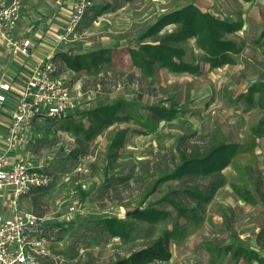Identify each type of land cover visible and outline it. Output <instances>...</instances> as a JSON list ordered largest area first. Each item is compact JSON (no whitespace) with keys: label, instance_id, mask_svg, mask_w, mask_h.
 <instances>
[{"label":"rangeland","instance_id":"1","mask_svg":"<svg viewBox=\"0 0 264 264\" xmlns=\"http://www.w3.org/2000/svg\"><path fill=\"white\" fill-rule=\"evenodd\" d=\"M190 1L218 17L241 22L238 31L227 35L240 46V51L233 56L234 62L218 68L206 66L199 74L172 73L157 67L151 77H145L132 71L125 46L163 12ZM90 2L89 8L115 0ZM117 3L121 5L116 11L96 16L92 8L87 10L63 40L66 48L67 43L73 42L74 47L83 48H110L115 41L119 45L112 53L115 71L91 76L63 70L61 76L72 89L76 106L73 116L82 118L89 107L85 105L87 101L92 105L121 98L150 105L163 104L167 95H174L175 103L185 109L184 114L156 121L149 113L144 121L151 128L144 132L137 130L142 127L134 120L115 122L84 145L71 131L60 126L59 119L45 117L43 123H33L28 159L52 176L43 194L36 199L28 194L21 197V209L43 218L53 233L48 243L51 248L39 258L40 264H110L147 245L170 225L169 220L149 224L146 220L130 218L136 231L130 240H124L108 236L106 230L96 226L95 217L121 219L127 216V210L161 206L159 199L165 192L186 185L208 191L215 178L222 185L201 206L199 220L186 223L183 237L171 243L170 258L144 264H209L205 246L231 242L256 245L259 254L264 256V246L255 238L264 227V135H258L255 129L264 119V107L257 101V93L251 105L238 98L246 92L249 83L264 84L263 47L255 42L264 28V0H117ZM173 28L174 24L165 27L166 30ZM184 45L186 56L196 61L200 51L194 38ZM5 46L0 44L1 76L10 56ZM46 121L54 122L48 125ZM121 128H127L124 143L116 149V156L108 165L111 139ZM182 134L191 135L189 141L193 148L205 149L225 141L237 143L239 149L220 174L169 181L143 198L157 172L165 168L163 160L170 163L171 153ZM130 171L134 179L130 184L117 183L115 190L113 186L107 189L102 185L105 176ZM62 221L68 222L67 227L58 233L56 224ZM211 264L259 263H231L224 257Z\"/></svg>","mask_w":264,"mask_h":264},{"label":"trees","instance_id":"2","mask_svg":"<svg viewBox=\"0 0 264 264\" xmlns=\"http://www.w3.org/2000/svg\"><path fill=\"white\" fill-rule=\"evenodd\" d=\"M118 5L117 0L114 3L101 2L91 5L93 16L113 11ZM168 24H174L175 28L166 30L165 27ZM240 27L241 22L218 17L190 1L163 12L139 33L132 43L127 44L125 49L130 57L132 71L142 76L151 77L157 67L165 68L172 73L199 74L206 66L218 68L234 62L233 56L240 51V46L227 35L238 31ZM192 37L200 51V56L196 61L186 56L187 48L184 45ZM255 42L263 47L262 54L264 55V28ZM117 43L115 41L110 48L104 46L83 48L81 45L74 47L73 44H69L66 48V44L63 43L62 47L50 59L62 62L76 73L84 72L91 76H98L108 70L115 71L112 65V53L119 46ZM247 86L246 92L241 93L238 98H243L246 104L251 105L255 100V93H257V101L264 107V84L253 82ZM174 98V95H167L163 104L159 102L150 105L121 98L114 101L97 102L89 105L82 118L77 119L72 115V120L62 121L60 126L76 135L82 145L115 122L134 120L142 127L137 130L144 132L143 130L151 128L149 123L144 121L148 118L149 113L156 121L171 120L184 114L185 109L175 103ZM53 122L46 121L48 125ZM255 129L258 135H264V119L255 126ZM126 133L127 128L118 129L114 133L111 147L107 153L109 156L108 165L115 158L116 149L123 145ZM190 136L182 134L178 138L174 151L171 153L170 163H167L166 159L163 160L162 164L165 168L160 173L157 172L143 198L169 181L190 177H213L220 174L239 149L237 143L225 141L210 145L205 149L193 148L190 146ZM131 174L132 171L125 174L107 175L102 185L107 189L113 186L115 190L117 183L130 184L134 180L131 179ZM221 185L222 182L217 178L214 179L213 185L208 191L186 185L165 192L159 199L163 203L161 206L143 208L121 219L116 216L95 217L93 220L98 224L96 226H99L102 231L106 230L108 236L124 240H130L136 231L130 218L146 220L149 224L169 220L170 225L163 228L160 234L147 245L131 251L128 255L116 258L110 264H144L149 261L168 260L171 255V243L183 237L186 223L199 220L201 206L211 200L213 193ZM46 187L32 188L21 197L28 194L36 199L37 195L43 194ZM140 202L139 200L138 204ZM225 219H227L226 216ZM67 223V221L57 222V232L65 231ZM255 238L257 243L264 246V227L256 233ZM254 246L248 243L235 244L231 242L221 243L217 246L207 244L205 249L208 252L209 264L217 263L224 257H227L231 263L256 261L259 264H264V256L260 255L259 250ZM50 248L51 244L48 245V250Z\"/></svg>","mask_w":264,"mask_h":264},{"label":"built area","instance_id":"3","mask_svg":"<svg viewBox=\"0 0 264 264\" xmlns=\"http://www.w3.org/2000/svg\"><path fill=\"white\" fill-rule=\"evenodd\" d=\"M90 3V0H78L74 4L61 41L78 24ZM20 7L21 0H0V37L14 55L27 56L29 40L19 41L13 36ZM10 87L7 82L0 83V101L6 99ZM75 109L71 89L50 57L36 59L13 106L5 133V149L0 152V189L8 191V206L12 210L8 216L0 213V264H40L39 258L48 252V243L53 239L48 225L35 213L19 210L17 203L32 188L48 186L52 176L16 151L29 146L30 128L36 117H63Z\"/></svg>","mask_w":264,"mask_h":264},{"label":"crops","instance_id":"4","mask_svg":"<svg viewBox=\"0 0 264 264\" xmlns=\"http://www.w3.org/2000/svg\"><path fill=\"white\" fill-rule=\"evenodd\" d=\"M76 2H78V0H21V7L19 10L20 16L13 31V36L19 41L28 39L30 47L27 56L14 55L11 50L8 49L10 56L7 64L4 66V70L1 71L3 73L2 76L0 75V83L7 82L11 87L6 92V99L0 101V152L5 149V133L12 119L13 106L22 93L29 71L33 68L36 59L40 57L52 58L55 52L62 47L61 45L65 43V41L60 40V37L65 31L73 11V6ZM120 5L121 4L113 11H116ZM89 9L91 8L88 7L86 9L85 14L89 12L87 11ZM73 40H75V38H73ZM74 43L75 42L72 44ZM0 44L3 46L6 45L1 37ZM67 44L69 45L71 43ZM51 61L55 64L60 75L63 73V70L73 72V70L69 69L62 62ZM90 103V101H87L85 105H91ZM73 113L58 117L57 119H59L60 122L71 120ZM41 118L42 119L39 117L38 119V117H36L33 120L30 128V144L23 150H17V155L28 157L27 155L29 154L30 146L33 142L34 132L32 126L33 123L35 124L36 122L43 123L45 117ZM11 156L13 157L14 155ZM9 197V193L5 188L0 189V213L7 216L12 214V210L8 206ZM21 200L22 198L18 199V209L25 211L21 209Z\"/></svg>","mask_w":264,"mask_h":264},{"label":"water","instance_id":"5","mask_svg":"<svg viewBox=\"0 0 264 264\" xmlns=\"http://www.w3.org/2000/svg\"><path fill=\"white\" fill-rule=\"evenodd\" d=\"M136 211H137V210L129 211V212L126 213V215H129L130 213H134V212H136Z\"/></svg>","mask_w":264,"mask_h":264}]
</instances>
